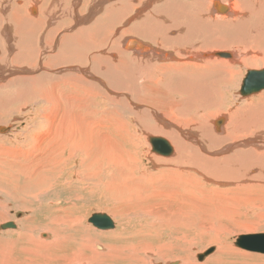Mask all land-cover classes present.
Returning <instances> with one entry per match:
<instances>
[{
  "label": "bare ground",
  "instance_id": "obj_1",
  "mask_svg": "<svg viewBox=\"0 0 264 264\" xmlns=\"http://www.w3.org/2000/svg\"><path fill=\"white\" fill-rule=\"evenodd\" d=\"M71 1L0 0V11L3 13L0 15V25L7 24L0 31V69L4 66L0 73H4L6 79L10 78L3 84L0 82V87H12L9 94L0 95V111L7 113L8 108L5 107L11 103L17 104L11 111H19L18 114L8 112L5 120L0 115V134L7 132V121L20 116V111L29 110L31 115L41 118L40 122L32 120L30 127L26 125L29 132L25 133L24 139L17 134L10 137L0 135V166L30 162L29 158L16 160L21 154L18 149L26 147L28 135L29 138L33 135L32 139L36 137L42 125L45 130L50 128L46 137L35 142V149L43 148L44 151L47 148L40 154L42 158L38 160L39 165L22 166L31 167V174L24 179L28 190L24 196L26 203H41V197H49L50 189L65 174L64 164L73 158V164L79 162L78 174H85L83 178L88 182V187H99L101 198L123 211L129 205L138 206L143 199L142 192L156 181L161 185L170 181L171 185L166 184L174 195L171 198L172 194L167 192L171 199L177 198L178 190L188 194L208 192L207 196L199 199H213L212 204L231 203V193L235 192H264V138L258 133L264 130V91L256 96L241 98L237 88L243 71L251 68L254 70L249 72H258L261 70L257 69L264 66V0H82L86 10L90 5L89 16H97L94 23L89 28L74 32L72 36L63 35L60 38L64 28L53 26H56L57 20L65 18L63 8L66 4L69 15H72V24L75 22L77 25L81 20L71 8ZM48 2L51 3L47 7ZM6 3L10 4L7 13ZM79 3L75 1L76 9ZM37 9L38 15L32 17ZM85 21L86 25L88 19H82L80 23ZM104 34L108 35L105 39ZM128 36L140 38L143 45L133 39H126ZM60 39L59 45L57 41ZM62 42H66V47L61 45ZM74 43L78 46L75 52ZM109 43L114 47L111 53L108 52ZM120 45L127 52L121 51ZM17 49V54L13 55ZM213 49H228L233 54L223 51L210 53ZM34 63L37 65L28 71ZM248 73L240 89L243 97L264 90L259 88L262 85L260 83L248 85L251 83L250 78H253L248 77ZM190 74L199 76L187 84L177 82L174 85L166 79L174 76L185 78ZM42 76L48 78L46 84L37 82V78ZM235 102L241 107L231 108L230 104L234 105ZM152 109L166 111V116L175 121L174 124L149 112ZM51 111H55L57 116L50 127L46 117ZM225 111H228L227 122L219 127L216 125L222 121L217 120L214 123L215 134L211 126L212 116ZM182 124L185 127L194 126L197 133L180 132ZM147 134L168 136L178 153L173 162H181L179 156L187 158L185 167L189 168L186 171L192 169L193 173L173 170L160 180H150L145 172L136 173L132 163ZM251 135L254 138L249 140ZM186 136L193 137L192 144L185 142ZM251 141H261L263 146L247 148L251 146ZM191 145L196 147L192 148ZM218 149L219 152H216ZM46 151L50 152L46 154ZM171 151L170 147L168 154ZM52 153L56 156L51 158ZM211 169H217L218 172H212ZM7 171H3L2 176ZM202 178L206 182L208 178L214 180L211 183L215 187L206 189ZM221 185H230L229 190L218 189L217 186ZM16 192L11 186L4 189L0 185V196L8 204H12V199L15 200L11 197ZM187 196H180L183 199L178 197L185 207ZM71 202L70 199L69 204ZM11 210L9 208L3 215L0 214V224L11 219L7 216ZM68 212L66 218L71 221L61 222L58 218L53 222H59L55 223L56 230H48L52 232L53 238H61L57 232L63 233L62 238H65L66 243L70 238L66 236V231L72 230L74 226V219ZM141 212L153 217L147 211ZM25 221L26 218L17 221L21 225L18 229L20 234L32 228L30 224L24 225ZM91 232L89 230L88 234ZM110 233L100 235L110 237L113 232ZM88 234L78 240L80 246L73 255L74 263L90 264L104 257L110 258V261L112 255L118 257L124 252L122 246L102 244L100 240L90 239ZM127 247L130 252L128 259L134 260L142 252H138V249L137 254L136 249L133 251L131 246ZM86 250L92 255L87 256ZM144 258L141 256L142 260ZM148 259L153 263L152 257Z\"/></svg>",
  "mask_w": 264,
  "mask_h": 264
},
{
  "label": "rangeland",
  "instance_id": "obj_2",
  "mask_svg": "<svg viewBox=\"0 0 264 264\" xmlns=\"http://www.w3.org/2000/svg\"><path fill=\"white\" fill-rule=\"evenodd\" d=\"M73 1H74V5H73ZM75 1L76 0L71 1V6H72L71 8L73 9L74 12H76L75 15L81 18V20L88 19V23L85 25L87 21H85L84 23H80L81 22L80 20L79 24L76 25L75 22L74 24H72L73 23L72 15L71 16L69 15L70 12L68 11L67 9L68 5L66 4L67 7L64 6V8L66 9L63 8V14L65 15V18L63 17L62 19L64 21L66 20L67 22L65 21L63 23V20L60 19L59 21L58 20L56 21V26H53L54 28H60V27L64 28L65 31L62 30V32L64 33H62L60 38L63 35L72 36L74 32L76 33L80 29L89 28V26L94 23V20L97 17V16L95 17L89 16L88 13H89L90 5L86 10V7L82 6V0H78L80 1V3L78 5V8L76 9ZM66 2H69V0H66ZM41 3H40V7L42 6ZM50 3L51 2H48L46 6L48 7ZM9 5H10L9 3L5 4L6 13L9 10ZM102 8H105V6ZM79 10H81L82 12H78ZM219 12L223 13V11H219ZM34 14L32 13L31 16L36 17V15H38V9H37V13ZM97 14H100V12H97ZM0 15H3L1 11H0ZM75 15H74V20H75ZM6 25L7 24L0 25V31H2ZM45 33L44 35L46 36ZM12 34H13V30H12ZM107 36H108L107 34H104V39ZM168 36L173 37L170 34H168ZM11 38L12 36L9 39ZM126 39L128 40L133 39L143 45L140 38L138 37L128 36L126 37ZM60 41L61 39L57 41L59 45H60L59 43ZM58 44L57 47H55L56 51L58 48ZM61 45L65 46L66 42H62ZM36 47L39 48V46ZM92 47H97V46H92ZM108 47H109L108 52L111 53L114 47L110 45V43ZM120 47H121L120 49L121 51L127 52V50L124 49L122 45H120ZM77 48H78L77 44L74 43V52L77 50ZM17 51L18 49L13 53V55L17 54ZM65 51L66 48L64 52ZM219 51L229 52V53L233 52L228 49L225 50L213 49L210 50L209 52L215 53ZM149 52L150 51H148V53ZM223 60L230 61L232 59H223ZM36 65L37 63L32 64V66L28 68V71L34 68ZM98 65L99 64L97 63L96 69L98 68ZM12 66L13 68H15L14 65ZM3 67L4 66H2V69H0V71L1 70L3 71ZM263 68L264 66L257 70H262ZM4 69L7 70L8 68H4ZM252 70L254 69L250 68L243 71L242 75L238 79L237 82L238 95L241 98H247V97L249 98L251 96H256L264 91L261 90L257 93H254L246 97H243L240 94V89L242 86L243 79L246 77V74ZM0 75H2L0 76L1 84L10 80L9 77H8L9 79L8 78L6 79V75L4 73L2 74L0 73ZM34 75L39 76L38 74H32L31 76ZM198 76L199 75L190 74L187 75L185 78L174 76L172 78H166V79L171 83H173L174 85L177 82L187 84ZM37 82L46 84L48 82V78L45 76L38 77ZM10 89L12 90V87L9 89L8 88L1 89L0 87V95L9 94L11 92ZM15 107H17V104L11 103L8 104L5 108H8L6 110L8 112L18 114L19 113L18 110H16L17 113H15L16 111H11ZM230 107L231 108L234 107L235 109H238L241 106L240 105L238 106V102H235L234 105L233 103H231ZM8 112L6 113L5 111H0L1 113L0 115L4 117V120ZM29 112H30L29 110L20 111L21 113L20 116L14 119L12 118L9 121H7V126H6L7 132L5 134H0V135H6L10 137L14 134H17L21 139H24L25 133L29 132L28 127L32 126L31 121L32 120H34V122L41 121V118L39 116H36L38 117L36 118L34 117V115L30 114L31 112L30 113ZM149 112L156 113L162 119L167 120L172 124H174L175 122L172 121L168 116H166L167 115L166 111H157L152 109ZM56 116L57 113L55 111H51L50 114L47 115L46 123H49L50 127L52 120L55 119ZM221 117H225V118H221ZM227 117H228V111L219 114L214 113V116H212L211 119V126H212V131L215 134H216L215 132L216 127L214 123H216V121L220 119L222 123L216 126L223 127L227 122ZM160 122L164 124L161 120ZM150 123L152 124L154 123L152 118H150ZM26 125L29 126L27 127ZM41 128L40 129L38 128L39 131L36 130L38 131L37 133L38 135H36V137H34L33 139H32L33 135L31 136V138H29L28 135V145L26 147L18 149L21 154L18 155L16 160L29 158L31 159L30 162L21 161L18 162L16 166H12V165H7L6 167L5 165H1L2 167L0 166L1 168L0 175L1 178H4L0 180V185L4 189L7 186L8 187L11 186L17 190L16 194L12 195L11 197V198H15V200L14 199L11 200L13 205L8 204L6 202V199H3L0 196V214L3 215L4 212L9 208L17 212L16 214H14L13 210L9 211L7 216H9V218L11 219L1 221V224L12 222L16 225V228L6 229V230H2L0 228V264H62V263L78 264V263H74L73 255L76 251L79 250L80 245L78 243V240L81 237L86 236L89 230L92 231L90 234H88L90 239L95 238L94 239L95 241L100 240L102 244L104 243L108 245L117 244V246H122V249L124 251L121 252V255H118V257L112 255L110 261H109L110 258L104 257V258H100L95 263H90V264H96L99 261L100 263L97 264H146V262L147 264H175V263L176 264H264V255L254 252L244 251L240 248H237L234 245L237 238L241 235L264 234V192H260V191L256 193H252L249 191L235 192V193H231L232 194L231 203L212 204L213 199L204 198L201 201L199 199L201 198V196L202 197L207 196V194H209L208 192L205 193L199 192L198 194L197 191V192H190V194H188V192H185L183 190H178L177 198L171 199L174 195L171 193L172 190L167 185L170 184V181L166 182L167 183V184L165 183L166 185L165 184L161 185L158 181H156L153 185L149 186L148 188H146V190L142 192L143 199L138 206L134 207L129 205V208L123 211L113 207L112 205L108 204L110 202L102 199L98 191L99 187L93 188L94 185L92 187H88L89 186L87 184L88 182L86 183V180H84L83 178L85 174L82 172L80 174L82 177L78 174L80 173L79 172L80 168H77V165L79 166V162L73 164L74 158L67 162L66 161L67 155H66L65 162H67L68 164L66 163L64 165L65 168L69 170L65 169L64 171L65 174L63 176L67 178H64L62 176L63 178L61 177L62 179L60 178L59 179L60 181L58 180V184L54 186V188L50 189L49 192L50 196L47 198L44 197L40 198L41 203L39 202L26 203L24 200V196L28 190L26 189L25 178L26 176H28V174H31L29 173L31 172V167L25 166V167H29L26 169L25 167L22 168V166L26 164L39 165L38 160L42 158L40 154H43L47 149L46 148L43 151V148L41 150L39 149L37 150L34 148L36 140L46 137L50 129L49 128L48 130H45L43 125ZM179 130L184 134H187L188 132L197 133V130L194 126L185 127L184 124H182L179 127ZM258 133L261 135L262 138H264V130H261ZM150 138L165 139L172 149L171 153L168 155H160L156 152H153L152 146L150 144ZM252 138H254V135L249 136V140H251ZM114 141H115L114 144H116L115 139ZM185 142L188 144H192L193 137L186 136ZM250 144L251 146L247 148H256L259 146H263V143L261 141L256 143H253V141H251ZM201 145L207 150L206 145L204 143L201 142ZM12 146L14 147L13 144ZM191 147L195 148L196 146L191 145ZM235 150H238V148H235ZM49 152L50 151H46V154H48ZM216 152H219V149L216 150ZM65 153L67 154V152ZM177 154H176V149L171 139L168 136L166 137V136H159L154 134H147L145 141L143 142L142 145H140L139 150L134 156L135 160H133L132 168L136 171V173L145 172V174L149 176L150 180H156L158 178L160 180L161 177L167 176L170 171L177 170L184 172L186 171L187 168H189V167H185L187 165V158L185 157L179 156L181 162L179 163L173 162L176 159ZM53 156H56V154L52 153L50 155L51 158ZM163 161L169 162L170 164H165L163 163ZM6 169L7 170L9 169L8 171H10V173ZM3 171H7V173L4 174L5 176L4 175L2 176ZM20 171L22 173L24 172L22 176H21L22 173ZM211 171L216 173L218 172L217 169H211ZM14 172H16L17 174ZM186 172L193 173L192 169H189V171ZM7 174L8 177H6ZM75 174H77V177ZM136 175L140 176L139 174ZM204 175L208 176L207 174ZM249 175L252 174L249 173ZM47 176L48 175H45V177ZM78 180L82 182H79ZM202 180H203L202 183L205 184L206 189L215 187V185L211 183L214 180L208 178L207 181L208 183L203 178ZM77 183L81 185H78ZM69 186L71 189H69ZM229 186L230 185H221V186H217V188L221 190H229ZM91 190L94 191L91 192ZM167 192L169 194H172L170 196L171 198L167 196L169 195ZM164 194H166V197L164 196ZM180 196L181 197L187 196V202H186L187 207H185L182 201L178 198ZM70 199L72 200V202L69 204ZM202 201H206V202L211 201V202H209L208 204L207 203L198 204L199 202ZM69 206L72 207V210H69V208H71ZM20 207H26L27 209L26 208L22 209ZM62 210H64L65 212H62ZM141 211H147L153 214L154 218L152 216L150 217L145 216L144 214H142ZM67 212L69 216L72 217V219H74V226H72V230L66 231V236H69L72 240L71 241L69 238V240L66 243L65 238H62L63 233L57 232V234L61 238H53L54 236L52 235V232L48 230L51 228L54 231L56 230L55 223H59V222H55V223L53 222L57 221L56 219L58 218L61 219V222L71 221L70 219L66 218L68 216ZM61 213L62 215H60ZM96 213L106 214L113 222L114 228L106 231H102L94 228L90 223H88V219L93 214ZM18 215H20V217H18ZM134 216L136 217L134 218ZM20 218L21 221L26 218L24 225L30 224L29 226L32 227L30 230L25 229V234H20V232L18 231L19 226L21 225H19L17 221ZM52 219L54 220L52 221ZM51 226H53L54 228ZM110 232H113L112 233L113 235H110V237L109 236L103 237V235H100V234H111ZM44 234L46 235V237ZM133 245L134 246L137 245V247L135 246L134 248ZM127 246H131L130 248L131 249L133 248L132 249L133 251H135L134 249H136V253L138 249H139L138 252L141 251L142 252L141 254L137 253L138 257L133 258L134 260H132L130 257L128 259V254L130 252H128L129 248ZM211 249L213 251L210 254L205 256L201 261L198 260L199 255H203L208 250ZM85 253L87 256L92 255L91 253H90L91 255L89 254L88 250H86ZM141 256H144L145 258L142 260ZM126 257L128 260L125 259ZM150 257H152L153 263L152 262L150 263V259H148ZM81 264H89V263H81Z\"/></svg>",
  "mask_w": 264,
  "mask_h": 264
},
{
  "label": "water",
  "instance_id": "obj_3",
  "mask_svg": "<svg viewBox=\"0 0 264 264\" xmlns=\"http://www.w3.org/2000/svg\"><path fill=\"white\" fill-rule=\"evenodd\" d=\"M250 78V85H257L258 83L262 84L259 88H264V69L258 72H249L248 77ZM150 143L152 145L153 152H156L161 155L168 154L170 147L168 143L162 138H150ZM90 223L94 228L102 231L111 230L114 228V224L111 219L102 213L93 214L89 219ZM2 230L6 229H15L13 223H6L0 227ZM237 248H240L244 251L255 252L264 255V234H254V235H241L237 238L235 244ZM213 250L211 249L206 254L199 255L198 260L201 261L205 256L210 254ZM176 264V263H175Z\"/></svg>",
  "mask_w": 264,
  "mask_h": 264
}]
</instances>
